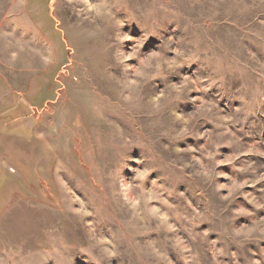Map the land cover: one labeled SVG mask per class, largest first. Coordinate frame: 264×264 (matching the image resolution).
Returning a JSON list of instances; mask_svg holds the SVG:
<instances>
[{"label":"rangeland","instance_id":"1","mask_svg":"<svg viewBox=\"0 0 264 264\" xmlns=\"http://www.w3.org/2000/svg\"><path fill=\"white\" fill-rule=\"evenodd\" d=\"M7 105L0 264H264V0H0Z\"/></svg>","mask_w":264,"mask_h":264},{"label":"clouds","instance_id":"2","mask_svg":"<svg viewBox=\"0 0 264 264\" xmlns=\"http://www.w3.org/2000/svg\"><path fill=\"white\" fill-rule=\"evenodd\" d=\"M125 39H126V40H129V39H132V37H130V36H126ZM159 55H160L159 52H152L151 55L148 56L147 59L150 60V59H153V58H155V57H158ZM133 58H134V54L127 56L125 59H126V60H131V59H133ZM145 62H146V61H141V63H145ZM172 63H174V61H173ZM136 74H137V75H141L140 69H138V68L136 69ZM131 83H132V84H135L136 81L133 80ZM230 162H231V158H229V160H227V161H221V163H230ZM146 174H147L146 172H140V173H139V177H140V178H143V177L146 176ZM241 211H243V210H241ZM165 218H166V217H165Z\"/></svg>","mask_w":264,"mask_h":264},{"label":"crops","instance_id":"3","mask_svg":"<svg viewBox=\"0 0 264 264\" xmlns=\"http://www.w3.org/2000/svg\"><path fill=\"white\" fill-rule=\"evenodd\" d=\"M4 105H6V104L4 103ZM8 108H9L8 105L7 106H1V108H0V125H4L1 121H4V122L9 121V117L8 116H7L8 118H6V119L3 118V117H5V116H3V114L5 113L6 109H8ZM5 168L6 167H4V169H3V166L0 165V173L1 174L4 172ZM10 170H11V168H10ZM11 171L12 172H16L17 170L15 168H12Z\"/></svg>","mask_w":264,"mask_h":264},{"label":"trees","instance_id":"4","mask_svg":"<svg viewBox=\"0 0 264 264\" xmlns=\"http://www.w3.org/2000/svg\"><path fill=\"white\" fill-rule=\"evenodd\" d=\"M18 105H15L14 107H17ZM10 108H8V109H6V111H5V113L3 114V115H7V114H9V112H10V110H9Z\"/></svg>","mask_w":264,"mask_h":264}]
</instances>
